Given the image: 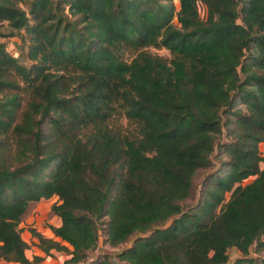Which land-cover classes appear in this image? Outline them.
I'll return each mask as SVG.
<instances>
[{
  "label": "trees",
  "instance_id": "obj_1",
  "mask_svg": "<svg viewBox=\"0 0 264 264\" xmlns=\"http://www.w3.org/2000/svg\"><path fill=\"white\" fill-rule=\"evenodd\" d=\"M179 4L0 0V26L32 60L0 40V264L39 263L21 224L53 197L61 240L32 232L46 252H70L64 264H264V0ZM11 71L35 94L20 121ZM226 123L234 140L221 143ZM219 144L222 172L184 209ZM101 223L109 244H129L91 255Z\"/></svg>",
  "mask_w": 264,
  "mask_h": 264
},
{
  "label": "rangeland",
  "instance_id": "obj_2",
  "mask_svg": "<svg viewBox=\"0 0 264 264\" xmlns=\"http://www.w3.org/2000/svg\"><path fill=\"white\" fill-rule=\"evenodd\" d=\"M174 1L176 3L177 8H179L180 7L179 0H174ZM200 9H201L202 15L206 16L207 14L206 7L202 2L200 3ZM175 22L178 23L177 19H175ZM0 31L2 33H6L5 35L3 34L0 36V40L5 42L7 50L10 52V54L14 55L21 65L30 67L32 65V60L28 56L29 47H28V43L22 39V35L17 32L13 34L10 33L12 29L7 25V22H5V24L0 26ZM149 50L151 52L160 54L164 57H170L171 55L170 50L167 49L166 47H150ZM130 55H131V52H127L126 57L129 58ZM66 70L68 71V73H71L70 68ZM10 77L12 80L16 81L20 87V88L17 87L16 89L13 90V92L14 91L19 92V95L22 101V107L18 115V120L20 121L23 118L22 116L23 111H25L28 107V103H30L32 100L35 99V94L32 90V86L29 83H27L20 74L16 73V71H11ZM239 106H242L243 109L245 110L244 105H239ZM118 122L123 124L122 126L123 129L126 128L127 119L124 116L121 118H118ZM227 126L228 124L226 123L225 126L223 127V135L218 140L221 143H226L231 140H234V137L231 134L229 127ZM260 151L261 153L264 154V142L260 143ZM228 158L229 156L227 153H225L223 145L219 144V146H217L213 152L214 165L207 169L202 170L201 173L198 175L197 180H196V190H195L194 196L184 201V204H183L184 209L191 210L194 207L201 206L204 198H206L205 188L208 185L209 176L212 173L216 174V173L222 172V169L225 165L223 162L227 161ZM261 166L264 167V162H261ZM254 177L255 176H251L245 179L244 183L251 181ZM229 197H230V192H226V199ZM49 206H50V203H49V200L47 199H41L39 201L31 202L29 205L28 212L24 218V221L21 224V226L23 227L22 233H23L24 238L27 241H29V243H31L32 246L37 245L41 249L42 247L39 245L40 238L39 236L33 234L32 229L34 228L38 231L44 232L45 236L49 235V236H53L52 238H54L55 234L51 227L53 225H57V218L55 217L53 212H51V210L49 209ZM219 206L216 207V210L219 209ZM105 218L106 217H104V219ZM105 230H106L105 224L101 223V234L99 238L98 249L91 252V255H96L98 252L117 253L121 250L122 247H124V245L129 244V243H125L123 245H118V246H113L109 244L105 239L106 237ZM55 237H58V236L55 235ZM56 240H61V237H58V239ZM62 243L68 246L70 245L65 240L62 241ZM33 251H35V249L31 248L28 250V253H31ZM229 253H230V258L235 259L241 254V251L237 247H232L230 248ZM47 254L54 256L55 258L57 257L55 252L50 251V252H47ZM260 254L264 256V250L261 251ZM65 256L66 255H63L62 258H64ZM56 261L57 260H54L55 263ZM12 264H15V262L13 261Z\"/></svg>",
  "mask_w": 264,
  "mask_h": 264
},
{
  "label": "crops",
  "instance_id": "obj_3",
  "mask_svg": "<svg viewBox=\"0 0 264 264\" xmlns=\"http://www.w3.org/2000/svg\"><path fill=\"white\" fill-rule=\"evenodd\" d=\"M47 200H49V203H50L49 209L52 212V209H51L52 204H53L54 201L57 200V198L56 197H53V198H50V199H47ZM54 215L57 218V225H59L61 223V218L58 215H56V214H54ZM49 237H53V236H49ZM55 238L58 239V237H55V235H54V239ZM27 242L29 243V241H27ZM69 247H70V249H72V246L69 245ZM31 248H34L35 251H33L31 253H28V250L31 249ZM50 251L51 252H55V254L57 255V257L55 258L54 256L48 255L47 252L45 250L41 249L39 246H37V245H35V246L33 245L32 246L31 243H29V248L27 249V255L31 259L34 258V256H40L41 259L38 261L39 262L38 264H64L65 260L66 259H69L71 257V255H72L68 251H65V250H57L56 248H51ZM63 255H66V256L64 258H62ZM53 259L54 260H57L56 263L54 262ZM12 262L13 261H3L1 264H12ZM14 262H15V264H22V263H20L18 261H14Z\"/></svg>",
  "mask_w": 264,
  "mask_h": 264
}]
</instances>
